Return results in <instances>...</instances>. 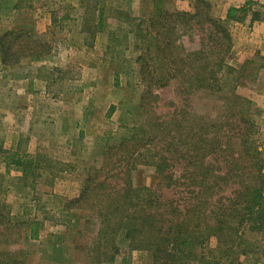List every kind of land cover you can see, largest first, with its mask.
<instances>
[{
  "label": "rangeland",
  "instance_id": "374dc122",
  "mask_svg": "<svg viewBox=\"0 0 264 264\" xmlns=\"http://www.w3.org/2000/svg\"><path fill=\"white\" fill-rule=\"evenodd\" d=\"M175 1L0 0V34L29 28L51 48L39 60L26 57L10 67L0 63V253L16 252L21 264H121L122 258L123 264H152L149 251H131L116 240L90 244L97 229L91 207L86 203L69 209L65 204L80 194L89 167L99 169L109 159L119 158L118 154L109 158L107 149L118 143L123 127L131 126L121 123L120 111L134 110L139 120L135 125L176 114L182 99L177 84L148 88L135 60L141 53L138 46L142 49L139 40L157 9L193 13L201 6L198 0H177L176 7ZM203 1L221 18L229 7L246 0ZM262 4L253 0L242 22L227 21L232 37L227 61L239 68L255 57L254 66L263 64L255 79L239 86L237 93L253 105L255 138L264 157ZM251 11L258 12L254 24L249 22ZM98 30L107 35L94 41ZM92 43V51L80 50ZM112 90H121V99L110 104V110ZM189 100L185 103L195 113L221 118V102L208 93L197 92ZM153 152L150 147L117 162L126 163L129 174L114 182L129 180L139 188H154L160 164L153 160ZM15 153L19 164L13 162ZM242 235L250 241L251 252L221 264H264V234L244 229ZM215 247L211 238L205 248ZM203 252L205 260L211 258Z\"/></svg>",
  "mask_w": 264,
  "mask_h": 264
},
{
  "label": "trees",
  "instance_id": "16d2710c",
  "mask_svg": "<svg viewBox=\"0 0 264 264\" xmlns=\"http://www.w3.org/2000/svg\"><path fill=\"white\" fill-rule=\"evenodd\" d=\"M198 2L201 6L193 13L157 9L139 40L144 52L138 46L141 53L135 59L148 88L177 84L182 99L176 114L123 127L118 143L107 149L109 158H119L99 169L89 167L80 194L65 204L69 209L86 203L91 207L97 229L90 244L116 240L128 250L149 251L152 264L234 261L251 252L242 230L264 234V157L255 138L253 105L237 93L263 64L254 66L255 57L239 68L227 61L232 49L227 21L242 22L252 2L229 8L225 18L213 15L205 1ZM250 14V21L258 18V12ZM33 35L29 28L1 33V65L47 57L50 46ZM200 91L221 102L219 120L199 115L185 103ZM150 147L160 164L155 187L139 188L129 180L115 183L129 174L127 164L117 162ZM13 156L19 164L18 155ZM211 238L216 247L206 249ZM204 250L211 258L205 260ZM15 253H0V264H21Z\"/></svg>",
  "mask_w": 264,
  "mask_h": 264
},
{
  "label": "crops",
  "instance_id": "0c3cea01",
  "mask_svg": "<svg viewBox=\"0 0 264 264\" xmlns=\"http://www.w3.org/2000/svg\"><path fill=\"white\" fill-rule=\"evenodd\" d=\"M246 1H251L252 3H253V0H246ZM245 1V2H246ZM263 1V6H264V0H262ZM244 2V3H245ZM175 6L176 7H178V1L176 0L175 2ZM244 3H243V5H244ZM251 3V4H252ZM242 6V5H241ZM231 7H238V6H231ZM231 7H229V8H231ZM240 7V6H239ZM228 8V9H229ZM228 11V10H227ZM227 11H226V13H227ZM225 16H226V14H224V15H222L221 16V18H225ZM256 21H259V19H256V20H253V21H250L249 20V22H250V24H254V22H256ZM24 27V26H23ZM39 31H41L40 30V28L38 29ZM107 32L106 31H103V30H98L96 33H95V40L94 41H98L100 38H102V37H104V34L105 35H107L106 34ZM94 43V42H93ZM93 43H92V45H90V46H86L85 48H83V49H80V50H82V51H88V52H90V51H92L94 48H95V45H93ZM72 51V50H71ZM45 82V81H44ZM120 92H121V90L120 91H111L110 92V96H109V102H108V106H110V104H116L117 105V101H119V99H121V98H119V95H120ZM120 102V101H119ZM118 102V103H119ZM95 105V104H94ZM118 108V107H117ZM118 110V109H117ZM116 110V111H117ZM118 112V111H117ZM135 114H136V112L133 110V111H131V112H129V111H120V116L122 117V119H121V123L122 124H125V125H135V124H137L138 122H139V120H136V118H135ZM130 119H132V122L130 123Z\"/></svg>",
  "mask_w": 264,
  "mask_h": 264
}]
</instances>
